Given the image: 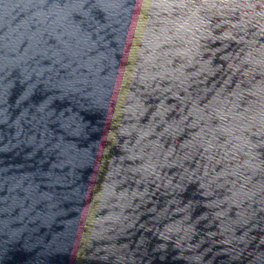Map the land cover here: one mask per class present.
Returning <instances> with one entry per match:
<instances>
[{
  "label": "water",
  "instance_id": "obj_1",
  "mask_svg": "<svg viewBox=\"0 0 264 264\" xmlns=\"http://www.w3.org/2000/svg\"><path fill=\"white\" fill-rule=\"evenodd\" d=\"M134 3L0 0V264H144L195 191V184L182 190L188 183L184 168L196 167L184 160L188 148H181L190 131L186 125L178 139L167 133L161 137L160 162L170 145L175 152L158 180L149 177L138 184L140 176L131 169L140 161L125 159L118 168L119 157L125 155L119 144L104 155L94 145L101 135L98 127L109 126L95 115L114 110L125 88L136 91L123 75ZM239 47L234 44L228 52ZM223 56H215L214 62L223 65L216 77L190 90L188 107L196 100L203 105L225 80L231 92L244 79L228 72ZM157 96L162 100L171 93H145L141 98L151 105L149 114L159 103ZM167 104L176 108L167 119L178 120L181 101L167 98ZM163 128L161 123L157 133ZM93 168L95 173L88 176ZM105 168L111 172L106 183L120 182L117 192L126 189V197L119 202L93 198L85 205ZM202 172L197 169L193 180H203ZM111 214L118 219L109 218Z\"/></svg>",
  "mask_w": 264,
  "mask_h": 264
},
{
  "label": "clouds",
  "instance_id": "obj_2",
  "mask_svg": "<svg viewBox=\"0 0 264 264\" xmlns=\"http://www.w3.org/2000/svg\"><path fill=\"white\" fill-rule=\"evenodd\" d=\"M130 9L125 57L128 67L123 75L134 82L136 91L125 88L116 98L114 110L95 115L96 120H106L109 125L97 129L101 133L94 141L97 154L104 155L111 146L119 144L125 155L119 157L118 168L125 159L134 164L140 161L131 169L133 175L140 176L137 183L149 177L158 180L160 170L168 166L167 162L175 152L174 145H170L163 153L164 163L160 162L157 149H163L161 137L167 133L178 139L186 125L190 131L181 142V148H188L184 160L194 162L196 167L191 171L184 168L188 174V183L182 186L184 192L192 184L197 190L207 191L208 184L216 180L234 183L228 180L229 176L243 177L247 173H251L247 176V180H251L264 171L260 152L264 148V0H135ZM234 44L240 46L239 50L229 53L228 49ZM218 52L225 53L221 59L226 61L228 72L231 75L240 73L244 78L240 83L246 82L249 86L241 88L237 83L229 92L230 85L225 80L205 98L203 105L196 100L188 107L185 101L191 96L190 90L215 78L219 68L223 67L214 62ZM256 76L262 79L255 80ZM145 93H159L160 96L171 93V97L161 100L157 96L159 103L149 114L151 105L146 106V100L141 98ZM246 97L251 99L247 105H242ZM167 98L181 101L178 120L167 119L176 110L175 104H167ZM185 107L187 114H182ZM161 123L164 128L157 133ZM154 155L156 159H153ZM197 156L199 160L195 159ZM108 159L111 161L112 157ZM221 164L224 167L216 173V166ZM201 167L202 176L209 175L210 167L215 173L208 184L202 182L201 176L193 180ZM94 173V168L87 170L88 176ZM110 176L108 168L102 170L95 182L96 190L89 193L85 205L93 198H115L119 202L126 197V189L117 192L120 182L106 183ZM82 179L87 183V177ZM167 183L170 185L171 180ZM243 189L241 184L240 191ZM189 207L190 204H185L179 211ZM109 218L118 219V216L111 214Z\"/></svg>",
  "mask_w": 264,
  "mask_h": 264
}]
</instances>
